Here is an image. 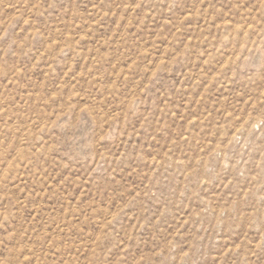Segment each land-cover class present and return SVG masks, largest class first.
Listing matches in <instances>:
<instances>
[{"label":"rangeland","instance_id":"1","mask_svg":"<svg viewBox=\"0 0 264 264\" xmlns=\"http://www.w3.org/2000/svg\"><path fill=\"white\" fill-rule=\"evenodd\" d=\"M0 264H264V0H0Z\"/></svg>","mask_w":264,"mask_h":264}]
</instances>
